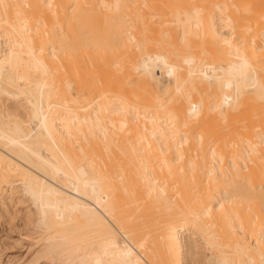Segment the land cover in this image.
Masks as SVG:
<instances>
[{
	"label": "bare ground",
	"instance_id": "1",
	"mask_svg": "<svg viewBox=\"0 0 264 264\" xmlns=\"http://www.w3.org/2000/svg\"><path fill=\"white\" fill-rule=\"evenodd\" d=\"M16 205L0 264H264V0H0Z\"/></svg>",
	"mask_w": 264,
	"mask_h": 264
},
{
	"label": "rangeland",
	"instance_id": "2",
	"mask_svg": "<svg viewBox=\"0 0 264 264\" xmlns=\"http://www.w3.org/2000/svg\"><path fill=\"white\" fill-rule=\"evenodd\" d=\"M27 203L28 202L23 205H26ZM22 206L16 205L13 208H18L16 209L18 210V215L16 214L10 217L4 215L0 217V261L3 263L15 260L22 261L30 256V253L37 245V241L44 235L43 230L38 229V226H24V224H22L19 212V209Z\"/></svg>",
	"mask_w": 264,
	"mask_h": 264
}]
</instances>
